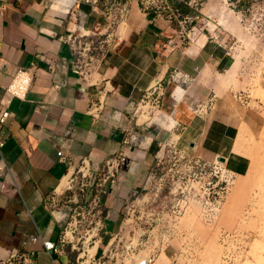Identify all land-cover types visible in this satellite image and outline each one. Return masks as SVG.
Listing matches in <instances>:
<instances>
[{
    "label": "crops",
    "instance_id": "crops-1",
    "mask_svg": "<svg viewBox=\"0 0 264 264\" xmlns=\"http://www.w3.org/2000/svg\"><path fill=\"white\" fill-rule=\"evenodd\" d=\"M165 4L8 0L0 17V115L9 113L0 123V263L27 253L28 264H105L102 250L120 246L112 236L122 231L123 243L133 242L151 264H177L179 240L161 233L166 208L161 214L153 208L167 186L161 176L173 151L221 161L236 184L218 227L241 219L264 151V47L245 35L241 17L225 1ZM174 4L217 21L222 39L205 30L198 45L184 49L175 39L174 15L183 12ZM85 31L92 36L69 42ZM21 70L34 75L25 99L6 91ZM99 100L100 113L94 108ZM60 150L76 161L91 159L101 170L112 159L123 164L104 188L107 220L96 261L60 242L63 227L46 205L67 171ZM177 187L166 189L170 197ZM188 192L196 197L200 188L191 184ZM171 204L168 212L175 213L178 204ZM45 241L59 252H48Z\"/></svg>",
    "mask_w": 264,
    "mask_h": 264
},
{
    "label": "rangeland",
    "instance_id": "rangeland-1",
    "mask_svg": "<svg viewBox=\"0 0 264 264\" xmlns=\"http://www.w3.org/2000/svg\"><path fill=\"white\" fill-rule=\"evenodd\" d=\"M147 1L155 3L162 9L165 8V3H168V0ZM210 1L214 0H207ZM222 1L227 3L225 6L229 11L241 17L245 35L253 39L252 43L256 40L264 47V0ZM174 15L179 19L186 13L175 11ZM197 17H200V20H194ZM192 18L195 21L194 25L203 31H208L207 23L216 25V34L220 40L222 39L221 33L224 30L217 21L208 16ZM262 69L259 80L261 88L264 89V65ZM254 86L256 83L252 87ZM261 144L264 146V134L261 137ZM165 166L166 172L161 178L166 179L167 186L156 198L153 208L154 212L159 214L164 207L166 208L162 213L165 218L161 224L163 226L161 233L167 234V239L179 240L177 264H264V151L262 156L258 157L252 171V175L255 174L258 178L252 199L239 212V216L241 215L239 222L237 220L233 225L224 224L222 229L218 227V218L227 209L236 180L229 189L224 190L222 204H218L215 199L218 191L222 190L220 187L222 184L219 182L217 176L220 174L213 162L207 163L196 155L173 151L167 158ZM191 184H197L200 188V193L196 197L188 192ZM175 185H178L177 193L171 194L170 197L166 189L170 191ZM171 201L175 205L178 204L175 213L168 212V207L173 205ZM210 203L215 206H210ZM132 204L133 202H130L129 205ZM166 221L171 222V226Z\"/></svg>",
    "mask_w": 264,
    "mask_h": 264
},
{
    "label": "built area",
    "instance_id": "built-area-1",
    "mask_svg": "<svg viewBox=\"0 0 264 264\" xmlns=\"http://www.w3.org/2000/svg\"><path fill=\"white\" fill-rule=\"evenodd\" d=\"M7 2L8 0H0V17L4 15ZM194 20H200V17ZM194 23L195 21H193L192 16L189 14L181 15L179 19L177 18L175 39L184 49L195 47L199 43V37L202 35L203 30L197 27V25H194ZM206 25L209 35L214 39H218L215 30L217 28L216 25H212L211 23H207ZM74 28L72 31L76 32L78 30L77 26H74ZM90 36H92L91 32L85 31L79 36L71 35L69 42L75 43L79 39ZM1 49L2 39L0 38V69L2 66ZM178 75V72L174 73V81ZM33 82L34 75L31 71L21 70L16 73L6 91L16 98L25 99ZM157 104L160 106L161 102L157 101ZM146 106L143 105L144 108ZM94 108L98 113L102 112V101L99 100L98 104H94ZM157 109L159 110V107ZM8 118V112L1 113L0 123L5 124ZM4 145L5 138L0 134V148ZM57 155L61 159V162L66 164L67 171L57 190L47 198V208L52 213L56 222L63 227L60 242L64 246H71L73 249L81 251V255L85 259H93L96 261L94 252L102 238L107 220L102 202L104 188L114 181L119 170L121 171L123 169V164H119L116 159H112L107 162L106 170H101L91 159L84 158L76 161L67 158L61 150L58 151ZM213 164L220 174L217 177H219V182L222 184L220 186L222 190L221 192L218 191L215 200L218 204H222L224 190L229 189L231 184L234 183L235 176L218 159ZM204 194H206L205 189ZM207 204L209 203L207 202ZM210 206L214 207L215 205L210 203ZM112 241L121 245L114 249L102 250V256L100 258L105 264H117L120 261L131 264H151L152 258L149 256L141 257L133 242L127 241L123 243L125 240L122 231L118 235L112 236ZM44 246L48 252H59L56 245L52 242L45 241ZM29 262H31L29 254L20 253L0 264H28Z\"/></svg>",
    "mask_w": 264,
    "mask_h": 264
},
{
    "label": "trees",
    "instance_id": "trees-1",
    "mask_svg": "<svg viewBox=\"0 0 264 264\" xmlns=\"http://www.w3.org/2000/svg\"><path fill=\"white\" fill-rule=\"evenodd\" d=\"M172 2H174V0H172ZM174 5H176L175 8H176L177 10H179V11L182 10L183 13H186V11H185L184 9H181V6H180L179 4H174ZM186 14H188V13H186Z\"/></svg>",
    "mask_w": 264,
    "mask_h": 264
}]
</instances>
